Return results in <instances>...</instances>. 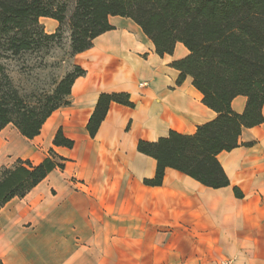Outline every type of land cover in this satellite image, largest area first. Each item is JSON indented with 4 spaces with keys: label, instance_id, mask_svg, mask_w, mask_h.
Returning <instances> with one entry per match:
<instances>
[{
    "label": "crops",
    "instance_id": "obj_1",
    "mask_svg": "<svg viewBox=\"0 0 264 264\" xmlns=\"http://www.w3.org/2000/svg\"><path fill=\"white\" fill-rule=\"evenodd\" d=\"M52 33L57 21L43 18ZM112 30L73 56L83 68L69 105L53 111L32 139L11 124L0 131V166L15 159L40 162L50 148L67 159L24 197L0 208V259L4 264H264V122L245 128L239 145L218 154L230 184L213 189L166 168L160 186L156 162L136 149L169 130L192 134L215 117L201 103L190 77L180 84L169 66L187 54L178 43L158 56L128 18L112 16ZM189 83V84H188ZM125 92L134 107L114 102L94 137L87 121L100 93ZM246 98L231 108L241 113ZM264 116V106L262 108ZM128 126V128H127ZM58 128L73 140L55 147ZM236 186L242 192L237 198Z\"/></svg>",
    "mask_w": 264,
    "mask_h": 264
},
{
    "label": "trees",
    "instance_id": "obj_2",
    "mask_svg": "<svg viewBox=\"0 0 264 264\" xmlns=\"http://www.w3.org/2000/svg\"><path fill=\"white\" fill-rule=\"evenodd\" d=\"M66 9L60 0H0V131L11 124L32 139L53 111L69 105L75 79L86 73L83 68L72 64L48 88L21 92L2 60L6 53L15 57L39 52L44 42L59 44ZM112 16L135 23L160 57L171 55L182 44L187 54L169 63L178 71L175 84L190 77L201 103L216 114L192 134L169 130L154 141L139 139L137 151L156 162L154 176L144 178L143 184L160 186L165 169L171 168L213 189L228 186L218 154L252 145L239 143L242 130L264 122V0H75L69 17V55L89 49L94 38L112 30ZM40 17L57 21L56 30L44 33ZM237 96L246 98L241 113L231 108ZM111 102L135 106L128 93H100L86 124L90 137L95 136ZM52 144L71 149L74 142L58 128ZM66 161L50 148L37 164L17 158L11 165L0 166V208L24 197L51 171L64 169ZM233 193L243 196L236 186ZM0 264H4L1 259Z\"/></svg>",
    "mask_w": 264,
    "mask_h": 264
},
{
    "label": "rangeland",
    "instance_id": "obj_3",
    "mask_svg": "<svg viewBox=\"0 0 264 264\" xmlns=\"http://www.w3.org/2000/svg\"><path fill=\"white\" fill-rule=\"evenodd\" d=\"M60 1L67 6L64 22L60 26L61 42L59 44L44 42L39 52L26 53L15 57L6 53L8 57L2 59L13 84L21 92L48 88L67 71L71 70L73 57L69 55L71 33L69 17L74 8L75 0ZM43 18L46 17H40L38 22L41 30L48 33L49 26L43 23Z\"/></svg>",
    "mask_w": 264,
    "mask_h": 264
},
{
    "label": "built area",
    "instance_id": "obj_4",
    "mask_svg": "<svg viewBox=\"0 0 264 264\" xmlns=\"http://www.w3.org/2000/svg\"><path fill=\"white\" fill-rule=\"evenodd\" d=\"M219 264H233L231 259H224Z\"/></svg>",
    "mask_w": 264,
    "mask_h": 264
},
{
    "label": "bare ground",
    "instance_id": "obj_5",
    "mask_svg": "<svg viewBox=\"0 0 264 264\" xmlns=\"http://www.w3.org/2000/svg\"><path fill=\"white\" fill-rule=\"evenodd\" d=\"M189 84V83H188Z\"/></svg>",
    "mask_w": 264,
    "mask_h": 264
}]
</instances>
